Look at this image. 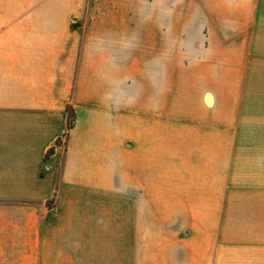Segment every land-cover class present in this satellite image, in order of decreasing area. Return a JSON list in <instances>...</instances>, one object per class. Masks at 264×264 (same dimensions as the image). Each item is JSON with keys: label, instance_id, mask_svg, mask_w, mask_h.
<instances>
[{"label": "crops", "instance_id": "0c3cea01", "mask_svg": "<svg viewBox=\"0 0 264 264\" xmlns=\"http://www.w3.org/2000/svg\"><path fill=\"white\" fill-rule=\"evenodd\" d=\"M0 264H264V0H0Z\"/></svg>", "mask_w": 264, "mask_h": 264}, {"label": "trees", "instance_id": "16d2710c", "mask_svg": "<svg viewBox=\"0 0 264 264\" xmlns=\"http://www.w3.org/2000/svg\"><path fill=\"white\" fill-rule=\"evenodd\" d=\"M72 112V113H71ZM74 117V112L72 110H70V123L69 125L71 126L72 125V121L71 119Z\"/></svg>", "mask_w": 264, "mask_h": 264}, {"label": "rangeland", "instance_id": "374dc122", "mask_svg": "<svg viewBox=\"0 0 264 264\" xmlns=\"http://www.w3.org/2000/svg\"><path fill=\"white\" fill-rule=\"evenodd\" d=\"M72 113V112H71ZM71 121H73V119H71Z\"/></svg>", "mask_w": 264, "mask_h": 264}]
</instances>
